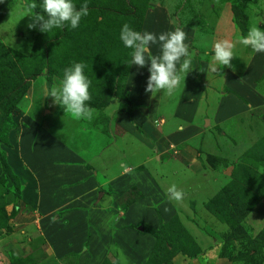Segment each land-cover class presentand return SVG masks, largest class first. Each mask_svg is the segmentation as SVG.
<instances>
[{"label":"rangeland","instance_id":"obj_1","mask_svg":"<svg viewBox=\"0 0 264 264\" xmlns=\"http://www.w3.org/2000/svg\"><path fill=\"white\" fill-rule=\"evenodd\" d=\"M120 1L122 0H73L77 8L87 3L89 15L82 19L76 29L65 26L62 36L57 30L46 33L41 32L38 26L34 29L27 27L32 18L31 14L35 15L38 12L43 14L39 7L41 0H0V64L6 65L0 67L4 68V73L5 68L7 69L6 76L10 79V84L15 82L13 84L20 94L19 97L13 95L9 102L0 104V264H13L21 257L30 258L27 260L28 264H80V253L86 248L85 244L81 243L84 242V237L82 238L83 234L79 231L74 233L72 242L64 241L68 240L65 235L61 241L60 236L71 226L70 219L62 216L63 211L55 210L52 216L45 217L44 214L38 213L39 208L33 200H27L29 198L26 196L22 198V190L28 192L32 186L31 174L34 171L39 173L34 168L30 170L32 166L29 163V154L33 163L37 141H41L45 134L41 132L42 123L32 118L30 112L31 105L36 106L37 102L41 103L42 98L46 106L39 105L44 109L53 110L54 121H50L53 132L55 130L57 134L61 132L64 135L69 130L72 141H76L74 137L78 134H97V136L102 134V136L114 137L115 132L120 136L124 129L123 124L138 125L139 117L137 115L133 117L135 109L139 115L141 113L145 124L147 123L146 130L150 134L146 137V143L136 140L132 145L127 146L122 158L121 153L114 155L118 165L119 159H122L123 163L130 164L142 161L144 163L149 159L147 160L149 165H153L158 154L163 152L161 149L156 150L157 144L153 141L158 137V133L177 135V138H173L178 142L176 148L183 149L187 153L193 151V156L197 159L196 172L194 170L181 172L183 165L178 160L185 161L181 155L177 156L178 160L165 163L161 171L167 179L166 183H172L177 188L182 187L183 182L192 181L191 185L194 188L191 187L192 190L188 192L192 194L191 199L186 200L190 201L187 216L194 219L197 210L202 209L203 213H198L200 220L204 222L209 218L210 223L204 226L208 234L212 235L213 246L219 249L214 254L230 257L234 262L241 264H264V244L258 245L253 241L257 234L264 239V74L262 70L264 52L257 53L251 47L237 43L248 35L253 26L264 30V0H219V2L217 0H125L129 7H133L131 10L141 25V32L146 30L159 35L177 27L186 32L185 43L189 45L193 69L187 75L195 78L194 74H196L202 80V76L208 80L210 78L221 80L218 84L219 93L212 100L208 99V105L205 104L204 99H197L195 103L190 101V95L195 93L194 80L184 81L182 78L180 86L171 94L161 91L152 95L146 92L150 65L143 68L136 65L129 66L127 76L122 80V74L118 71H121L123 65L132 58V50L126 48L120 40V30L125 23L116 26L119 21L114 18L116 10H121L118 3ZM33 4L37 7H32ZM120 19L125 20L126 17ZM97 20H100V23ZM110 21L111 24L108 23ZM105 22L108 27L100 25ZM49 36L58 40L51 41ZM225 39L235 45L234 53L237 57L232 59V64L235 65L236 70L221 66L217 71H212L210 65L214 63V44ZM36 41L41 43L50 41L45 46L48 59L39 60L41 54L29 61L23 59L20 55H29ZM13 45L20 50L15 49ZM151 47L153 54L159 55V45L153 44ZM246 58H253L258 64V67H254L253 72L249 74L250 81L247 85L252 90L249 93L255 102L248 97L243 79H237L242 69H245L243 68L245 63L248 62ZM74 62H83L86 65L85 74L92 81L91 100L87 102L92 112L91 119H75L70 113H65L61 105L54 103L53 97H46V93L53 86L59 85L64 69ZM257 72L258 75L252 79ZM33 73L39 74L36 78H27ZM128 80L130 84L135 85L134 94L139 96L138 105L129 98L128 105L120 103L117 99L118 96L127 97L125 88ZM0 90H3L0 93L5 91L1 86ZM42 93L44 96L41 98ZM131 94L133 95V92ZM259 95L262 99H259ZM185 96L187 97L184 98ZM6 103L8 106L11 105L9 109L5 108ZM244 103L246 113L236 109ZM109 113L117 116L113 125ZM193 127L196 128V136L184 140L179 138L180 134H194L196 131H186ZM125 136L124 142L134 139L133 134H125ZM158 142L160 146L166 145L165 139H159ZM169 152H171L170 156L177 155L173 150ZM167 155L168 153H164L161 157ZM68 161L77 162V159L74 157ZM90 163L87 164V168L93 169ZM3 165L7 166L8 171H4ZM13 165L24 166L21 170H17L19 171L17 173L23 174L24 171L28 176L20 178L13 170ZM220 191L226 193L229 203L232 201L237 209H248L240 221L241 226L239 225L246 235L244 238L231 237L230 231L237 223L229 216L227 205H223V201L213 202L214 206L219 203L226 207V209L220 208L218 215L213 213L214 206L207 208L208 201ZM117 196L115 201L117 209L119 206L123 207V204L127 205V200L131 198H134L135 203L142 200L140 199L142 194L134 186L128 188L125 194ZM138 204H141L140 208L133 213L134 217L129 224L137 219L135 216L138 214V221L131 227L141 236H145L142 243L147 244V248H144L147 254L143 252L141 255L142 264H165L170 258L167 247L173 245L176 248L183 245L185 238L182 231L184 229L187 231L183 219L177 216L168 218L162 208L161 210L156 208L159 213L154 209H150L149 212L148 205L152 206L151 200L148 204L146 202ZM206 209L214 216L208 214L205 217ZM116 212L119 213V210ZM104 217L106 218L103 222L109 223V217L107 215ZM47 220L50 223H46ZM170 221L174 228L173 234H169L164 225ZM196 222L200 225L198 218ZM114 226L110 241L117 244L115 248H120L115 251H120L128 246V243L117 240L121 237L122 229L120 223ZM48 228H51V232ZM160 229H162L160 233L156 234L155 231ZM55 233L59 234L55 235ZM56 237H59L56 243L59 245L69 243V246L60 247L54 244L51 240ZM115 248L111 251L103 248L106 253L105 258L102 260L97 258L98 262L120 264L114 253ZM104 253L102 252V256ZM204 254L205 252L196 258H199L202 264H206L202 261Z\"/></svg>","mask_w":264,"mask_h":264},{"label":"crops","instance_id":"obj_2","mask_svg":"<svg viewBox=\"0 0 264 264\" xmlns=\"http://www.w3.org/2000/svg\"><path fill=\"white\" fill-rule=\"evenodd\" d=\"M14 40L18 43L16 39ZM13 47L20 50V48H17L15 45H13ZM21 51L26 52V50ZM252 59L253 58L248 59V62L245 63L243 67L245 69H242L237 76V79H243L245 91H248V97H251V101H254L253 96L249 93L252 90L247 86L250 81L249 74L253 72L254 67H258L256 60ZM226 70H228V68H226ZM262 70L264 74V69ZM258 72L254 77L252 76V79L258 75ZM259 73H261V71ZM194 76L195 78H191L188 75L186 76V79L189 81L194 80L196 82H194L196 85L195 93L190 95V101L194 102L197 99H204L205 104L208 105V99L212 100L219 93L218 84L221 80H211L210 77H208L210 78L208 80L205 76H202V80L197 77L196 74H194ZM134 86L135 85L130 84L128 80L125 88V94L127 98L134 102L135 105H138L137 102L139 96L136 93L134 94ZM234 91H236V89H234ZM132 92L133 95L131 94ZM43 96L44 94L42 93L41 98ZM186 97L187 96L184 98ZM258 97L259 99H262L261 95ZM38 99L39 97L37 100ZM43 102L42 98L41 103L37 102L36 106L32 104V110L30 112L32 118H36L42 123L41 132L42 134H45L41 141H37L38 146L34 149L36 157L34 158L33 163L30 158L31 154H29V163L32 166L30 170L35 169L38 170L39 173L34 171L31 174V181L33 182L31 183L30 181V184L32 186L28 192L25 191V189L22 190V198L26 196L29 198L27 200H33L34 204L36 203L39 208H36L38 213L44 214L45 217L52 216L55 210L64 212L62 216L70 219L69 223L71 226H69L68 231H65V233L60 236L61 241L65 235L68 240L64 241L72 242L74 240V233L77 231L83 234L82 238L84 237V242L81 243L85 244L86 248L81 251L82 253H80V264H100L97 258L102 260L106 255L103 248H105L106 251H111L115 248L114 246L117 244L112 243L110 240L112 238L111 234L115 229L114 225L117 223H120V229H122V232L120 233L121 237L117 240H120L121 243L126 241L128 243V246L120 251H115L116 249H120L118 247L114 249V253H116V257L119 259L120 264H142L143 256L141 257V255L143 252L147 254V251L144 249L147 248V244L144 242L142 243L145 236H141L138 232H136V230L134 231V228L131 227L134 225V222L138 221V214L135 216L137 219L133 223L129 224V222H132L131 219L134 217L133 213L140 208L141 204L138 203L146 202L148 204L149 200L152 202V206L148 205L149 212L150 209H154L155 212L159 213L156 208H160V210L162 208L163 213L166 212L168 218L177 216L178 218L183 219V225L187 229L188 233L198 248L204 250L205 252L204 260L201 258L204 263L241 264L236 261L234 262L230 257L220 256L217 253L214 254V252L219 249L213 246L214 240L211 238L212 235L210 236L208 234V231L204 226L210 223L209 218H206L204 222L200 220L198 213H203L202 209L199 211L197 210V215L195 216L199 219L200 225L196 222L195 217L194 219L191 217V219L187 216L190 201L186 200L191 199L192 194L188 192H190V189L192 190V188H194L191 185V180L187 183L183 182L184 187L179 186L180 188H178L184 193L182 201L177 203L169 199L167 190L172 186V183H166L167 179L161 171V168L165 165V163L175 161L178 158L177 156L181 155L186 161L177 159L183 165L181 171L182 173H184L183 170L186 172L194 170L196 172L197 169V159L194 158L193 151L187 153L186 151H183V149L179 150L176 148L178 142L174 141L173 138H177V135H168L163 134L162 132L158 133V137H156L153 141L157 144L156 150L158 151L161 149L163 152L158 154L153 165H149L147 161L149 159H146L144 163L142 161L136 164L123 163V160L119 159L118 165L117 159L116 161L114 160V155L122 154V156H120L122 158L127 146L132 145L136 140L146 143V137L150 134L146 130L147 123L145 124L141 113L139 115L135 109L133 117L136 115L139 117L137 118V121H139L138 125L134 124L133 126L130 124L128 126V124H123L122 126L124 129L121 131L120 136H117L118 134L115 132L114 137L111 135L102 136V134H98L100 137H98L97 134H78L74 137L76 141H72V136L68 132L69 130L64 135L61 134V132L57 134L55 130L53 132L50 125V121H54V115L52 114L53 110L42 108V106L45 105ZM180 103L181 102H179V104ZM245 105L246 104L244 103V105L242 104L240 108L237 107L236 109L246 113ZM121 117H123V115H121ZM116 118V115L109 113V119L112 125L115 123ZM162 121L165 123L163 119ZM207 122L209 123L210 121ZM161 123L162 122L160 121L159 124ZM143 125H145V128H142ZM127 127H130L131 129ZM178 127L182 128L181 126ZM186 131L195 132L196 128L193 127L189 130L186 129ZM196 133L197 131L194 134H180L181 136L179 138L184 140V138L196 136ZM125 134H133L134 139L124 142L126 141ZM159 139H165L166 145L160 146L158 142ZM42 142H44V144H42ZM172 150L175 154H177L176 156H170L171 152L169 151ZM164 153H168L167 157H161ZM89 156L91 157L89 158ZM74 157L77 159V162L68 161ZM89 161L94 163H90ZM89 163L93 169L87 168V164ZM23 167L24 166L21 167L19 165L12 166L16 173L19 172L17 170H21ZM25 169L27 168L25 167ZM26 173L23 171V174L17 173V175H19L20 178L27 177L28 173ZM37 175L39 176L37 177ZM133 186L142 194V197L140 198L142 200H139L136 203L135 201H132L133 203H128L127 205L123 204V207L119 206L117 209L115 207L117 205L115 202L118 198L117 195L125 194L127 189ZM155 202H157L156 206ZM166 208L170 209V211H165ZM118 210L119 213L116 212ZM110 211L112 212L111 214ZM143 211H145V209ZM130 212L132 213L131 215ZM208 214L211 213H209L207 209L204 210V216L206 217ZM104 215L109 217V223L103 222L106 218ZM117 215L119 216L117 217ZM211 215L214 216L213 214ZM159 218H161V216ZM186 220H189V222ZM47 221L46 223H50ZM45 225L50 226V224ZM45 228L47 229V227ZM49 230L51 232V228H48V231ZM56 234L59 233H55V235ZM82 238H79V240ZM53 239L54 240L51 241H54V244L59 245L55 242L56 240H59V237ZM59 246L68 247L69 243L68 245L60 244ZM102 252L104 253L103 256ZM198 259H194L193 257L187 256L181 252H177L168 259V264H202L200 259L199 261Z\"/></svg>","mask_w":264,"mask_h":264},{"label":"clouds","instance_id":"obj_3","mask_svg":"<svg viewBox=\"0 0 264 264\" xmlns=\"http://www.w3.org/2000/svg\"><path fill=\"white\" fill-rule=\"evenodd\" d=\"M219 2V0H217ZM32 7H37L33 4ZM39 7L43 14H31L27 27H39L41 32L50 33L53 29H64L70 26L76 29L83 18L89 15V7L84 3L79 8L73 0H41ZM187 34L181 28L162 32L157 35L150 31H137L128 23L120 30V40L126 48L131 49V62L129 66L136 65L140 68L149 66L150 76L147 80L146 92L152 95L161 91L171 94L180 86L182 78L193 69L191 68V53L189 45L185 43ZM239 43L251 47L256 52H264V30L258 26L250 28L247 36L242 37ZM158 44L159 55L152 52V45ZM235 45L225 39L214 44V63L210 65L212 71H217L221 66L236 70L232 59L237 57L234 53ZM86 65L83 62H74L64 69L63 77L58 86H53L46 97L54 98V103L61 105L65 113H70L75 119H91L92 112L88 106L91 100L90 86L92 81L85 74ZM169 199L174 202L183 200L184 193L176 185L167 190ZM170 211V209H165Z\"/></svg>","mask_w":264,"mask_h":264},{"label":"trees","instance_id":"obj_4","mask_svg":"<svg viewBox=\"0 0 264 264\" xmlns=\"http://www.w3.org/2000/svg\"><path fill=\"white\" fill-rule=\"evenodd\" d=\"M92 1H94V0H92ZM118 3L120 5V7H121V10H116L115 13L113 12L114 13V18L119 21V23H116V26L118 24L124 22V23H128L129 25H131V27L133 29H135L137 31H140L141 25H140L137 17L133 15V10H131V9H133V7L132 8L129 7V5L127 4V2L125 0H122V1H120ZM102 14L103 13L101 12V15ZM122 17H126V19L125 20L120 19ZM112 21H110L108 23L111 24ZM97 22L100 23V20H97ZM104 24H106V22L103 23V24H100V25H102L103 27H105V26L108 27L107 24L106 25H104ZM102 26H101V29L103 28ZM113 27H115V24H114ZM53 30H57L58 31V34H61L62 36L64 34V31H65L64 29H62V30L61 29H53ZM49 38H50L51 41H54L56 39V38H54L52 36H49ZM56 40H58V39H56ZM49 42H43V43H41L39 41H36V42H34L32 51H31V53L29 55H23V56L20 55V56L23 57V59L29 61L32 58H37V56L39 54H41L42 56H41V58L39 60H41V59L47 60L49 56H48V53L45 52V46L48 45ZM43 52H44V54H42ZM131 59H129L123 65L121 71H118L119 73L122 74L121 75L122 80L125 79V77L127 76V72H128V69H129V65L128 64H130ZM0 65H3L4 66L5 64H0ZM3 71H4V68L3 67H0V86L5 89V91L3 93H0V104L3 103V102H9L10 99H11V97L13 95H17V97H19V95H20L18 93L17 89L15 88L16 85L13 84L15 82H11V84L9 82L10 79L6 76L7 69L5 68V73ZM38 74L39 73L29 74L27 76V78H29V79L36 78V76H38ZM0 91H3V90H0ZM117 99H118V101L120 103H127V105L130 104V101H129V99L127 97L118 96ZM10 106H11L10 104L8 106V104L6 103L5 108L6 109H9ZM3 166H4V171L5 172L8 171L7 166L6 165H3ZM0 178H1V176H0ZM137 194H139V193H137ZM225 194H226L225 192L223 193V192L220 191L218 194H216L214 196V198H212L211 200L208 201V203L206 204V206H208L207 208L210 209V208H212L211 206H214L213 205V202L214 201H223L224 203H222V204L223 205L224 204L227 205V211L229 212V216L235 221V223H237L236 224V227L231 230V233H230L231 234V237H233L234 239L235 238L240 239L242 237L244 238L246 235L242 231V228H240V226H241L240 225V221L244 218V215H246V213L248 212V209H241V208H240L241 210L240 209H237V207L235 206V204L231 200L230 201L232 203L231 202L229 203V201L227 200V197L225 196ZM133 200H134V198H131V199L127 200V203H130ZM217 204H219V203H216V205L214 206L215 209H214V212L213 213L215 215H218L219 214L218 212H219V209L220 208L226 209V207H223L220 204H219V207H218ZM164 225L168 229L169 234L170 233L173 234L172 231H173L174 228H173L172 221H170V222H168V223H166ZM161 230L162 229H160L158 231H155V233L156 234H159ZM182 234L184 235V238H185L184 241L182 242L183 243L182 247H176L175 248L173 245H171V246L169 245L170 246L169 248L167 247V250L170 252V257L172 255H175L177 252H182V253H184L187 256L193 257L194 259H196L197 257L202 256L203 253H204V250H201L200 248H198V246L196 245V243L194 242V240L192 239V237L190 236V234L185 229L182 231ZM257 235H255V237L253 238V241L256 242V244H258V245L259 244H264V239L260 235H258V236ZM28 259H30V258H28ZM28 259L21 257V258L16 259L13 264H28L27 263V260ZM168 263H169V260L167 262H165V264H168Z\"/></svg>","mask_w":264,"mask_h":264}]
</instances>
